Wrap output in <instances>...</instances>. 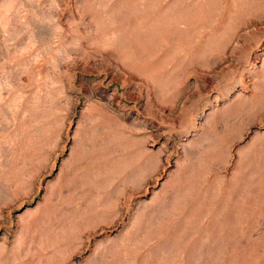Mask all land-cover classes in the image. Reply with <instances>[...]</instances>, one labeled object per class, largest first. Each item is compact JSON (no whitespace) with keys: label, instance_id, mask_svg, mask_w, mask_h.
Segmentation results:
<instances>
[{"label":"rangeland","instance_id":"374dc122","mask_svg":"<svg viewBox=\"0 0 264 264\" xmlns=\"http://www.w3.org/2000/svg\"><path fill=\"white\" fill-rule=\"evenodd\" d=\"M0 264H264V0H0Z\"/></svg>","mask_w":264,"mask_h":264}]
</instances>
